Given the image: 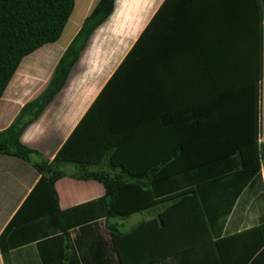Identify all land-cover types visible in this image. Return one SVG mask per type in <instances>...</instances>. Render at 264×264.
I'll list each match as a JSON object with an SVG mask.
<instances>
[{
	"label": "trees",
	"instance_id": "1",
	"mask_svg": "<svg viewBox=\"0 0 264 264\" xmlns=\"http://www.w3.org/2000/svg\"><path fill=\"white\" fill-rule=\"evenodd\" d=\"M155 1L133 0L132 6L118 15L122 0H117L114 14L118 21L107 45L97 48L94 41L89 45L90 40L112 14L115 0H96L81 22V10L71 16L75 0H0V97L24 57L58 40V44H67L45 88L0 132V154L31 164L39 175L0 233L1 257L6 250L47 232L57 230L66 236V228L73 225L79 228L101 219H125L167 204L155 218L138 223L129 232L110 231L117 264H165L167 260L199 264L193 259L201 255L211 257L209 264H264V211L254 226L222 234L227 209L207 213V199L202 196L210 184L217 195L215 201H224L227 193L235 194L257 174L259 162L264 163V145L257 146L256 133L262 80V15L258 21L254 7L253 20L244 23L242 36L227 40V46L223 40L212 41L211 51L188 56L179 50L172 53L171 42L164 45L163 25L156 13L146 24ZM76 27L69 40L66 34ZM174 40L179 44V38ZM80 57L85 72L77 75L68 89L81 99L75 118L121 61L52 160L46 161L21 145L19 136L61 91ZM172 57L179 61L195 57L202 66L196 71L201 77H197L195 86L189 90L180 86L182 93L194 99L179 102L177 113L168 107L157 80L162 70L160 62H169ZM183 104L194 129L192 142L202 145L200 131L204 126L210 148L185 149L181 142L177 149L163 153L155 148L154 135H149L145 149L127 148L130 133L126 129H137L142 123L147 129L172 128L181 118ZM226 129L231 132L228 136ZM221 143L228 148H220ZM101 165L111 173L91 171ZM65 166L76 168L73 178L101 184L103 196L60 211L54 184L63 177ZM174 177L177 182L170 186L167 181ZM229 177L232 180L227 183ZM208 179L210 183L205 184ZM235 179L240 181L236 185ZM46 223L55 228L43 230ZM74 241L68 240V248Z\"/></svg>",
	"mask_w": 264,
	"mask_h": 264
},
{
	"label": "crops",
	"instance_id": "2",
	"mask_svg": "<svg viewBox=\"0 0 264 264\" xmlns=\"http://www.w3.org/2000/svg\"><path fill=\"white\" fill-rule=\"evenodd\" d=\"M132 2L133 0H122L119 14L125 13L132 6ZM116 3L117 0H115L112 14L105 23L114 15ZM254 7L257 11L258 21L262 15V80L258 116L259 129H256L257 146H260L264 145V0H156L155 8L146 24L156 13L158 22L163 25L162 32L166 37L164 45L168 46L171 42L173 44L171 46L172 53L179 50L180 53H187L190 56L199 52H206V49L208 52L211 51L212 41L223 40L227 46V40L242 36L244 23L253 20ZM73 35L70 36L69 40ZM175 38H179V44H174ZM66 45L54 48L52 44H46L20 61L0 97V132L8 127L24 104L34 99L45 88ZM195 45L198 47L201 45L202 49L200 47L198 49ZM81 57L71 70L61 91L19 136L21 145L37 152L46 161L52 160L121 61L118 62L91 102L75 118L80 108L81 99L73 93H69L68 89L70 82L77 75H83L85 72V68L80 64ZM159 67L162 70L159 74L160 78L157 80L164 91L162 95L165 96L166 94L168 107L177 113L178 104L181 105L180 103L185 101L188 103L194 99L193 96L182 93L184 91L180 90V86L187 90L190 86H195L198 83L197 77H201L196 71L202 66L195 62V57L191 59L189 57L186 61H179L178 57H172L169 62H160ZM182 107L183 109L179 111L181 118L175 121L172 128L159 126L156 129H147V124L142 123L137 125V129H126L130 133L128 141L130 143L127 148H147L149 135H154L155 148L163 153L177 149L181 142H183L185 149L210 148L209 132L208 129H204V126L200 131L202 145L192 142L194 129L191 126L192 122L190 124V114L185 110L187 106L183 104ZM235 131L238 132L237 129ZM224 133L228 136L231 133L230 129H226ZM190 141L192 145L188 143ZM220 148H228V145L221 143ZM32 160L35 161L34 158ZM263 164V162H259L257 174L251 176L241 190L235 194L227 193L224 201H215L217 195L213 194L210 184H208L209 190H204L202 196L207 199L205 202L207 213H212L218 209H227L228 215L222 224V234L237 233L254 226L258 222L260 214L264 211ZM71 167L72 169H68L67 166L63 167V177L54 184L60 211L92 202L103 196L101 184L93 180L73 178L72 175L76 172V168ZM98 170L110 172L105 165L91 169V171ZM38 178L39 175L31 164L9 155L0 154V233L26 200ZM230 178L226 179L227 183L232 180ZM237 180L235 179V185L240 182ZM169 181L170 186H172L177 182V178L168 179L167 182ZM204 183H210V180L208 179ZM221 197L223 198V195ZM166 206L167 204H158L154 208L143 210L125 219L107 221L101 219L86 222L84 226L79 228L73 225L66 228L67 238L57 230L44 233L40 237L29 238L27 241L18 244L16 248L6 250L2 257L0 255V264H117L116 256L110 245V231L129 232L138 223L155 218ZM42 228L46 230L55 228V226L46 223L42 225ZM32 232L36 234L35 229ZM30 236L32 235H26V237ZM68 240L74 241V244L70 245L69 248ZM193 260L199 264H209L212 259L209 255H201ZM229 260L239 259L231 258ZM165 264L175 263L167 260Z\"/></svg>",
	"mask_w": 264,
	"mask_h": 264
},
{
	"label": "rangeland",
	"instance_id": "3",
	"mask_svg": "<svg viewBox=\"0 0 264 264\" xmlns=\"http://www.w3.org/2000/svg\"><path fill=\"white\" fill-rule=\"evenodd\" d=\"M76 2H77V4H76ZM95 2H96V0H77V1L75 0L74 10H73L71 16L74 14L75 11L81 10L80 14H79L80 15V21H81L83 19V17L85 15H87V13L90 11V9L92 8V6L94 5ZM118 15H120V14L118 13ZM71 16H70V18H71ZM70 18H69L65 28L67 27V25L70 21ZM117 18L118 17H116V15L114 14L100 29H98L94 33V36L90 42V45L94 41L93 46H97V48H103L104 46H106L108 43V40H109V38H108L109 33L118 21ZM65 28H64L63 32L65 31ZM76 29H77V27H76ZM76 29H75V31H76ZM75 31H72L71 33L68 32L66 34V37L68 38L69 36L74 34ZM63 32H62V34H63ZM62 34H61V36H62ZM58 41L55 44H52L53 45L52 47H54V48L59 47L61 44H58ZM48 46H50V45H48ZM67 167H68V169H72L71 166H67Z\"/></svg>",
	"mask_w": 264,
	"mask_h": 264
}]
</instances>
